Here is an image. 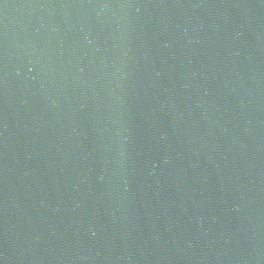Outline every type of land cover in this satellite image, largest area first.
Instances as JSON below:
<instances>
[{"label": "water", "instance_id": "95a60500", "mask_svg": "<svg viewBox=\"0 0 264 264\" xmlns=\"http://www.w3.org/2000/svg\"><path fill=\"white\" fill-rule=\"evenodd\" d=\"M0 264H264V0H0Z\"/></svg>", "mask_w": 264, "mask_h": 264}]
</instances>
